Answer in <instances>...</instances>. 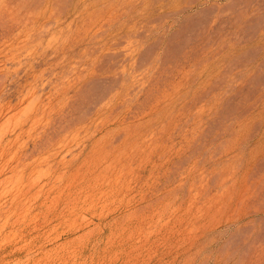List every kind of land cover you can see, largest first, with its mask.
<instances>
[{
  "label": "rangeland",
  "instance_id": "rangeland-1",
  "mask_svg": "<svg viewBox=\"0 0 264 264\" xmlns=\"http://www.w3.org/2000/svg\"><path fill=\"white\" fill-rule=\"evenodd\" d=\"M0 264H264V0H0Z\"/></svg>",
  "mask_w": 264,
  "mask_h": 264
}]
</instances>
